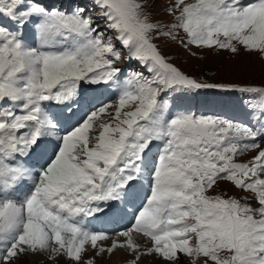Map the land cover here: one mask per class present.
Returning a JSON list of instances; mask_svg holds the SVG:
<instances>
[{
  "label": "snow or ice",
  "instance_id": "6c2138e0",
  "mask_svg": "<svg viewBox=\"0 0 264 264\" xmlns=\"http://www.w3.org/2000/svg\"><path fill=\"white\" fill-rule=\"evenodd\" d=\"M151 7L0 0V264H264V86L203 84L155 43L264 59V0ZM206 88L241 93L254 123L182 107ZM219 182L251 195H209Z\"/></svg>",
  "mask_w": 264,
  "mask_h": 264
},
{
  "label": "rangeland",
  "instance_id": "374dc122",
  "mask_svg": "<svg viewBox=\"0 0 264 264\" xmlns=\"http://www.w3.org/2000/svg\"><path fill=\"white\" fill-rule=\"evenodd\" d=\"M89 2L90 0H59V4L66 8L68 7V5L84 4ZM187 2H192V0H187ZM154 6L159 8L160 5L159 3H156ZM155 43L160 48L162 55L166 56L170 60L172 59L177 67H180L183 69V71L188 72L189 77L197 79L203 84L224 85V82H233L236 85L246 84L248 86H260V84H264V59H262L258 54H249L242 48L238 53L233 54L226 50H217L215 48L200 49L194 46L189 47V52L187 53L185 51V48L182 46L181 50H179L177 54L174 53V58H171L169 55H172L173 53L171 50L166 49V45L168 44H163L164 39H159V41L155 40ZM169 48L177 49V46L169 45ZM185 52V56H180L181 53L185 54ZM193 53H195V55H193ZM127 64V70L125 71L123 69L124 74L125 72L128 73L130 69L134 71H143V69L139 68L137 63L134 61ZM114 92L116 93V89ZM111 100H115V97L112 96ZM223 102L226 103L224 104ZM182 107L198 114L216 115L222 118L226 117V119H231L235 122H239L245 125L254 123V121H251L248 110L245 107L244 97H242L241 93L235 91H222L216 88L201 89L198 92L192 93L187 98H185ZM239 111L242 112L246 117L240 120L232 118L233 114L235 115ZM261 147H264V140L261 141ZM153 152H155L154 149ZM255 154V151H251L245 155H241L237 158V162H246ZM223 192H226L228 196H235L237 198L251 195L250 193L237 190L228 182H219L218 185L209 192V195L220 194ZM158 260V263L155 264H164L162 260ZM16 264L33 263L28 256H23L16 262ZM37 264L62 263H58V261L55 262V260H48L47 258H45L43 260L40 259ZM96 264H110V262L102 257L96 260ZM183 264H189V258L185 257L183 260ZM197 264H200V262L197 261Z\"/></svg>",
  "mask_w": 264,
  "mask_h": 264
},
{
  "label": "bare ground",
  "instance_id": "6f19581e",
  "mask_svg": "<svg viewBox=\"0 0 264 264\" xmlns=\"http://www.w3.org/2000/svg\"><path fill=\"white\" fill-rule=\"evenodd\" d=\"M45 2L50 3V4H57V3H59V0H54V1L45 0ZM69 6L70 5H68V7ZM127 66H128L127 63H123V64L118 65V67H121L122 70L124 69L125 71L127 70ZM125 74H126V72H125ZM114 91H115V88L111 89V92H112L111 97L115 95ZM223 103L225 104L226 102H223ZM224 104H223V106H224ZM218 106H219V104H218ZM220 108H219V110H220ZM223 109H225V108H223ZM226 111H228V110H226ZM245 117L246 116L243 115V113L240 111L235 115L233 114V116H232V118H234L236 120H240V119H243ZM144 183H145V189H146L147 188V182L145 181ZM133 238H134V240H136L137 243H140V244L145 243V239L142 238L139 234H133ZM103 243H105V242H103ZM110 243H111V241H106V244H110ZM91 254L92 253L90 252L89 255H91ZM28 257L31 259L33 264H37V262L40 261V259L41 260L45 259V257H32V256H28ZM133 258L134 257L130 256L129 254H127L126 252H124L122 250H117L110 258L107 255L104 256V259L108 260V262H110V264H125V263L128 264V262L130 260H132ZM57 261H58V263L61 262L62 264H66V262H67L63 257L57 258L55 260V262H57ZM158 261H159L158 259H155L152 257H144L141 259L139 264H155V263H158Z\"/></svg>",
  "mask_w": 264,
  "mask_h": 264
},
{
  "label": "trees",
  "instance_id": "16d2710c",
  "mask_svg": "<svg viewBox=\"0 0 264 264\" xmlns=\"http://www.w3.org/2000/svg\"><path fill=\"white\" fill-rule=\"evenodd\" d=\"M156 4V2H153L152 3V8H151V11H152V14H153V19H157V20H161V21H164V20H170L171 19V17L170 16H168V15H166V13H165V5H160L159 6V8L158 7H155L154 5ZM179 35L180 36H184V33L181 31L180 33H179ZM161 39H164V45L165 44H168V45H166L167 47H166V49H169V50H171L172 51V53L174 54H177V52L179 51V50H181V44L180 43H178V41H171V40H168L167 38H161ZM158 41H159V39H158ZM169 45H175V46H177V49H173V48H169ZM185 51L188 53L189 51L187 50V49H185ZM186 52H185V54H183V53H181V55L180 56H185L186 55ZM190 57V56H189Z\"/></svg>",
  "mask_w": 264,
  "mask_h": 264
}]
</instances>
